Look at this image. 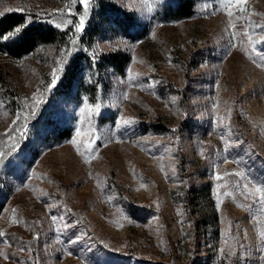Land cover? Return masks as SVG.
<instances>
[{"label":"rangeland","instance_id":"374dc122","mask_svg":"<svg viewBox=\"0 0 264 264\" xmlns=\"http://www.w3.org/2000/svg\"><path fill=\"white\" fill-rule=\"evenodd\" d=\"M109 1L133 13L135 38L89 44L99 0L79 33V0H0V15L68 31L21 59L0 53V264H264V210L241 195L264 183V0L231 17L227 0H196L185 19L170 12L178 0ZM118 49L130 54L124 75L94 103L54 96L75 54ZM97 103L98 114L85 107ZM52 107L71 120L67 140L36 135ZM71 210L115 250L95 246Z\"/></svg>","mask_w":264,"mask_h":264},{"label":"trees","instance_id":"16d2710c","mask_svg":"<svg viewBox=\"0 0 264 264\" xmlns=\"http://www.w3.org/2000/svg\"><path fill=\"white\" fill-rule=\"evenodd\" d=\"M195 1L178 0L176 7L170 11L173 18L185 19L192 16ZM20 25H24V29L19 35L11 39H0V53L9 58L21 59L31 55L41 47L49 45L61 46L66 42L67 29L56 28L33 13L10 11L0 15V35L9 34ZM132 26H136L132 12L118 7L109 0H99L98 11L93 18L92 24L85 31V35L89 44L101 33H121L127 37L135 38L137 34L134 35L130 31ZM129 61L130 54L122 49L109 51L101 55H92L86 51L77 53L68 62L63 76L54 91V96L68 104L78 103L83 98L89 103H94L101 94H106L109 90L110 77H121L124 75L125 67ZM0 81L2 82L3 80L1 79ZM4 94L6 95L7 93L4 92ZM37 128L36 135L39 140L44 142L63 141L69 139L72 135L71 120L61 116L60 111H57L55 107H52L43 116L37 124ZM34 155L36 154H32V156ZM2 206L3 202L0 200V210ZM70 215L80 220V225L85 230L86 236L95 246L105 250H115L98 233L91 229L79 212L71 210ZM36 247L31 249L34 258L37 257ZM162 263L178 264L172 261Z\"/></svg>","mask_w":264,"mask_h":264},{"label":"snow or ice","instance_id":"6c2138e0","mask_svg":"<svg viewBox=\"0 0 264 264\" xmlns=\"http://www.w3.org/2000/svg\"><path fill=\"white\" fill-rule=\"evenodd\" d=\"M79 2L84 6L85 8V13L83 16L80 17V20H79V23H77L75 25V28H76V31L79 33V32H83L84 30V27H85V18L88 14V7L90 5V2L91 0H79ZM246 3V0H227V3L225 4V8L226 9H229L227 14L229 17L232 16V12H231V7L232 6H238V5H242ZM243 10V9H241ZM24 29V25H20V26H17L11 33L9 34H6V35H0V39H4V38H7V39H11L17 35H19ZM246 36H248V40H249V43L251 44L252 43V37L249 33H245ZM253 51L255 52L256 49L253 47ZM257 55H260L261 56V59L264 60V55H261V53H257ZM258 67H261V68H264V63H260L257 65ZM59 79V77L53 73V77H52V81H51V84L48 86L49 90H51L52 87H54L57 83V80ZM127 97L125 96V99ZM35 100V97L33 98ZM37 103H39V101H37ZM86 108H88V111L90 113H95V114H98L99 113V110L101 108V104L97 103L91 107H88L87 105H85ZM129 121H125V123H128ZM80 133L77 132V136H79ZM73 145H76V140H72L71 141ZM88 149L89 150H92V144L89 143L88 145ZM77 152L79 153L80 152V149L79 147H77ZM3 153H0V159H2L3 157ZM88 155H91V152H89ZM85 162L87 163L88 162V158L86 157L85 159ZM236 175H239V176H244V173H237ZM215 179L217 181H220L223 179V177H221L219 174H217L215 176ZM249 184L251 185V188L249 189L248 185L246 184L244 186V191L241 193V195L244 196L245 199H248V198H251L253 199L256 203L259 204V206L261 207L262 210H264V183H260V184H256V183H253L251 181H249ZM220 187H224V185H217V189H219ZM223 195L225 196H228L230 195L229 192H224ZM221 201L218 199L217 200V207L219 208V205H220ZM240 207H243L242 205H239ZM0 235H3V233H0ZM259 237L261 238V241L264 242V223L261 224V229L258 233Z\"/></svg>","mask_w":264,"mask_h":264}]
</instances>
